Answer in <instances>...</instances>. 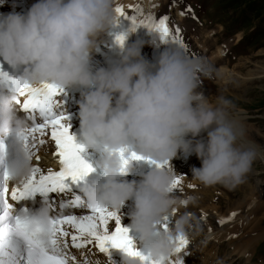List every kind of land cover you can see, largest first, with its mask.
<instances>
[{"label": "clouds", "instance_id": "obj_1", "mask_svg": "<svg viewBox=\"0 0 264 264\" xmlns=\"http://www.w3.org/2000/svg\"><path fill=\"white\" fill-rule=\"evenodd\" d=\"M2 2V0H0ZM117 0H35L26 13L0 15V58L12 68L23 67L21 77L32 84L52 81L61 87L81 86L80 135L84 144L97 149L101 178L81 186L92 203L120 209L131 200V227L147 254L153 258L176 255L175 238L186 233L187 215L176 216L168 230L160 227L172 209L186 205L172 182L176 176L170 161L178 150L195 153L200 167L192 176L200 183L236 186L243 182L255 159L252 149L238 143L241 135L223 106L210 103L197 91L202 69L199 60L188 58L178 47L166 46L155 63L143 58L141 48L164 44L154 31L148 41L121 46L119 61L108 67L91 66L99 37L116 22ZM17 94L0 84V137L2 155L11 179L20 181L32 169L22 130L28 121L19 112ZM207 130V142L185 139ZM136 152L159 162L139 180L121 171L118 149ZM39 230L50 227L51 208L45 200L23 209ZM122 264H142L139 257L124 253Z\"/></svg>", "mask_w": 264, "mask_h": 264}, {"label": "snow or ice", "instance_id": "obj_2", "mask_svg": "<svg viewBox=\"0 0 264 264\" xmlns=\"http://www.w3.org/2000/svg\"><path fill=\"white\" fill-rule=\"evenodd\" d=\"M129 8L131 12L117 4L115 13L117 22L120 17L131 22L130 31L143 26L148 32H156L165 44L169 42V37L174 44L182 43L177 34L170 30L167 16L157 19L151 13L145 15L139 6L129 5ZM125 36V33H120L115 39L123 45ZM185 55H188L186 50ZM0 84H6L17 94L18 108L28 121L21 134L33 159L30 174L10 187V182L16 181L11 179L4 167L2 149L5 141L0 137V264H114L110 251L114 248L139 257L142 264H183L179 254L190 242L188 235L176 236L175 256L153 258L135 246L129 228L121 225L117 210L89 202L77 191L75 186L94 169L81 156L85 146L77 143L70 134L68 115L62 107L63 87L52 81L32 84L22 77H11L4 71H0ZM49 138L54 142L52 154L58 161L57 169L40 163V146L45 145ZM117 151L121 157V171H127L131 159H147L155 167L167 164L125 148ZM181 183V178L175 176L173 190H179ZM36 194H40L48 206L55 209L47 229H36L27 217L20 215V211H27L29 206L19 209L15 206ZM67 196H71V199H66ZM66 207L89 211L80 215L69 214L65 212ZM175 213L176 209H172L162 218L160 227L163 230L170 228V218ZM235 214L232 213L227 219L230 220ZM220 223H224V219ZM88 246L98 249L105 259L101 260ZM70 247L77 250L88 248V251H81L78 258Z\"/></svg>", "mask_w": 264, "mask_h": 264}, {"label": "rangeland", "instance_id": "obj_3", "mask_svg": "<svg viewBox=\"0 0 264 264\" xmlns=\"http://www.w3.org/2000/svg\"><path fill=\"white\" fill-rule=\"evenodd\" d=\"M178 4L181 5L177 7ZM169 11H172L176 16L174 21L180 22L184 28L183 32L188 37L189 43L193 44V50L196 52L198 49H202L203 52L207 49V52L213 55V59L206 64V67L213 70L217 66L216 69L219 72L216 74L220 76L212 77L215 78V82L206 81L205 87L210 91L216 90L213 92L214 94L220 88L217 96L219 100L224 96L221 103L226 105L224 108L227 115L230 116L229 119L235 117L246 126L249 135L248 141H252L254 145L258 146L263 155L264 73L257 75L263 80L239 82H243L242 76L249 70L257 71L264 68V0H172ZM218 48L229 51L226 53L224 61H217L220 58L215 53ZM200 58L202 59L203 55ZM205 73L208 76L211 75L210 72ZM237 73L243 75H237ZM208 101L217 105V98H210ZM231 106L234 110L229 113ZM250 145H252L251 142ZM180 178L182 183L189 181V175H183ZM191 187V185H187L182 189L188 188V192L193 193ZM250 191H254V194H260L262 199L264 198V159L257 155H255L251 169L242 183L232 187L220 183L210 187L206 186L197 193L201 196L199 195L196 199V194H193L196 200L191 201L199 207L214 205L221 209L223 207L225 210L232 209L238 207ZM193 196L191 197L193 198ZM211 197L215 201H211ZM187 198L188 196L184 197V199ZM258 202L255 201L247 209L246 216L241 221V233L249 231L250 226L264 214V201H262L258 212H254V207ZM253 218L255 219L253 220ZM261 223V226L264 227V219ZM247 225L250 229L246 228ZM258 246H260L259 251L264 249V237L255 245L254 256ZM227 249H223L222 254L227 253ZM228 256L226 255V257ZM231 261H234V258L230 259L227 264ZM235 261V264H245L240 259ZM250 264H264V260L255 258Z\"/></svg>", "mask_w": 264, "mask_h": 264}, {"label": "bare ground", "instance_id": "obj_4", "mask_svg": "<svg viewBox=\"0 0 264 264\" xmlns=\"http://www.w3.org/2000/svg\"><path fill=\"white\" fill-rule=\"evenodd\" d=\"M157 0H145L144 5H149L152 3H156ZM133 5V4H129ZM128 9L130 12L132 9ZM127 6V5H126ZM147 7V8H148ZM12 12V11H10ZM9 12V13H10ZM13 12H20L23 13L22 11L15 10ZM156 18H159V15L156 16ZM114 26H117V29L120 33H124L125 29L130 28L131 22L123 17L118 18V22L114 24ZM107 32V31H106ZM106 32H104L100 37H99V43L98 45L105 44L104 38L106 35ZM148 33V30L146 27L143 28H136L135 31H132L130 34H126L125 40L123 44H131L134 41L137 40H143L145 38V34ZM121 44L117 43L115 51H118L120 54L121 52ZM166 46H171L174 47L171 44V38L169 37V42L167 44H161L160 47L158 48V53L163 51V49ZM148 48L146 47L145 43L142 46V51L146 53ZM221 51V53H220ZM229 51H226L224 48L220 49L218 48V51L215 52L217 55L220 57L217 59L218 62L224 61V54H226ZM142 54V53H141ZM204 58V56H203ZM202 58V59H203ZM150 59V57L148 58ZM213 59V58H212ZM210 59V60H212ZM227 68V67H223ZM222 68V69H223ZM260 73H264V68H261L257 71H252L249 70L248 73L245 75L237 73V75H243V82L240 81L239 83H247V81H253L256 80H263L262 77L257 76ZM221 74V72H220ZM217 106H219L217 104ZM230 118V116H228ZM232 119V120H231ZM230 120L233 121L238 129L241 132V135L238 138V143L247 149H252L255 152V155L261 157L264 159V153L263 155L261 154V150L259 149L258 146L254 145L252 141H248V133H247V128L246 126L239 120H236L235 117H232ZM185 139H192L193 142L195 140H202L205 143L207 142V130L202 131L199 133L197 137H191V134H187ZM250 142L252 145H250ZM196 155L194 152L191 153ZM183 180V179H182ZM254 191H250L246 194V196L243 198L242 202L238 207H234L232 209H222L220 207L214 206V205H209L207 207H199L196 206L191 200L188 203H191L190 206L188 203L182 207L179 208V211L175 213L176 216L178 215H187L188 221H190L192 224L194 222H197V226L199 228L198 231V245L196 247V250H198V258L195 260V263L199 264H227V262L230 259L234 258V261L229 262L228 264H235V260L240 259L241 261L243 260L245 264H250L252 262V259L259 258L261 260H264V249L262 251H259V247L256 249V254L254 256V251H255V245L259 242L260 239L264 237V227L261 226V222L264 219V214L261 215L257 222L254 223L253 225L248 227L250 230L245 231L241 233V221L244 220L246 216L247 209L250 207L252 203L255 201H259L254 207V212H258L260 209V205L262 201H264V198L262 199V196L260 194L256 195L253 193ZM211 201H215L213 197L210 199ZM133 205V204H132ZM182 210V211H181ZM131 210L126 209L125 212L123 213L124 216L130 217L129 213ZM232 213H236L235 216H232V218L229 220L227 219L228 217L231 216ZM224 219V223H220V220ZM255 218H253L254 220ZM247 238H243V236ZM244 239V240H243ZM225 241L226 243H222ZM227 246H229V249H227ZM227 249V253L224 252L222 254V250ZM226 251V250H225ZM226 255H229L226 257ZM192 258V257H190Z\"/></svg>", "mask_w": 264, "mask_h": 264}]
</instances>
